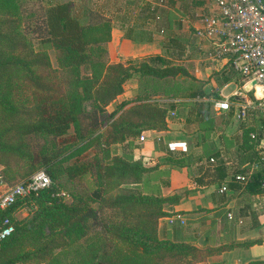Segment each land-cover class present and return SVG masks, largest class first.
Returning a JSON list of instances; mask_svg holds the SVG:
<instances>
[{"label":"trees","instance_id":"16d2710c","mask_svg":"<svg viewBox=\"0 0 264 264\" xmlns=\"http://www.w3.org/2000/svg\"><path fill=\"white\" fill-rule=\"evenodd\" d=\"M24 1L0 0V174L11 186L42 170L49 185L0 210L13 225L0 240V264H207L224 250L258 243L200 246L159 237L163 206L188 190L143 192L137 185L153 166L110 150L143 130L166 129L174 103L163 105L151 95L201 93L207 79L189 72L193 64L158 55L110 61L111 25L104 14L89 10L83 24L69 0L23 12ZM29 35L54 50L55 67ZM238 75L228 60L208 77L222 85ZM180 76L185 86L176 85ZM131 78L141 82V92L117 101ZM257 161L243 185L264 194V155ZM61 178L81 182L80 190L65 199ZM23 206L29 213L14 217Z\"/></svg>","mask_w":264,"mask_h":264},{"label":"crops","instance_id":"0c3cea01","mask_svg":"<svg viewBox=\"0 0 264 264\" xmlns=\"http://www.w3.org/2000/svg\"><path fill=\"white\" fill-rule=\"evenodd\" d=\"M99 1L109 7L104 15L110 19L111 25L110 40L106 43L110 61L158 55L177 63L163 54L164 42L161 35L163 28L160 25L163 16L167 17L168 25L172 24V17H179V21L186 27L190 23L189 27L192 28L190 31L197 42L199 38L194 35V27L199 25L201 12L195 13L198 17L193 21L189 19V12L202 11L209 0ZM167 1L170 5L168 7ZM194 3L196 6L193 7ZM172 30L175 32L174 27ZM166 39L170 43L175 42L170 37ZM193 46L192 44L191 51ZM201 48L198 47L203 51L204 43ZM191 63L193 64L191 74L197 79H207L200 87L201 93L189 96L186 91H181L166 96L158 91L151 95V100L163 105L174 103V107L168 111L165 119L166 129L143 130L132 140L124 139L113 144L110 150L132 159H140L145 166H153V169L144 175L142 183L137 185L143 192L165 195L172 191L188 190L176 204L163 206L167 214L158 220L159 237L164 236L200 246L217 245L204 242L203 231L211 227L215 228L217 225L215 220L223 211L224 221L230 224L226 213L235 210L234 217L240 219V223L233 221V227L223 226L221 228L223 232L218 236L221 239L228 236V241L258 239L259 242L246 247L224 250L210 257L209 261L213 264H230L228 261L231 260V252L239 249L238 255L244 254L243 257L247 259L238 264H264V214L262 213L264 194L245 190L243 184L246 180L243 183L236 182V186L231 187L228 177L232 169L234 174H243L247 179L252 168L259 167L258 161L254 163V160L264 155V110L253 106L257 91H254V84L245 90L249 82H245L241 75L222 85H217L213 77H208L210 72L218 70L223 62L203 68L202 73L206 75L205 77L198 76L199 69L195 66L196 63ZM185 79L180 76L174 81L176 85L182 86L186 84ZM192 82L198 83L197 80ZM139 84L141 82L134 78L125 81L123 91L116 100L131 99L137 92H141ZM127 86L132 87L127 89ZM228 87L231 89L225 92ZM217 101H226V108H217L214 105ZM242 103L246 104V113L243 117H238L239 105ZM210 158L212 161L209 160ZM210 182L226 184L225 192L216 190L219 194L227 193V198L221 204L213 207L199 206L192 212L182 208L183 199L193 190L204 189ZM211 236L209 234L207 240ZM226 241L222 240L219 243ZM253 246L263 249L262 254H259L262 256L250 258L246 256V251Z\"/></svg>","mask_w":264,"mask_h":264},{"label":"built area","instance_id":"2783aa9c","mask_svg":"<svg viewBox=\"0 0 264 264\" xmlns=\"http://www.w3.org/2000/svg\"><path fill=\"white\" fill-rule=\"evenodd\" d=\"M194 35L204 43L205 60L212 64L230 61L245 82L254 81L257 91L255 108L264 110V0H209L199 15V25L194 27ZM217 108L225 109L226 101L214 103ZM246 104L239 105L238 117L245 115ZM212 161V159H209ZM237 183H243V174H233ZM48 176L42 171L33 172L25 182L7 185L0 174V210L7 209L16 200L35 194L47 188ZM227 190L221 184L219 192ZM264 214V205L262 207ZM228 211L229 221L240 223ZM13 231L8 217L0 218V240Z\"/></svg>","mask_w":264,"mask_h":264},{"label":"rangeland","instance_id":"374dc122","mask_svg":"<svg viewBox=\"0 0 264 264\" xmlns=\"http://www.w3.org/2000/svg\"><path fill=\"white\" fill-rule=\"evenodd\" d=\"M57 1H68V0H40V1H24L21 4V8L23 10V12L27 11L28 9H38L41 6H45L48 5L50 3H54ZM72 2V13L73 15H75L76 17H78L79 21L81 23H85L87 22L88 19V11L92 10V11H98L102 14H105L106 12H108V5H105L102 3V1L100 2L99 0H69ZM166 6H170L168 4V1L166 2ZM196 6L195 3L193 5V7ZM192 7V8H193ZM191 9V8H190ZM189 9V10H190ZM166 10V9H164ZM201 10H197L195 12L194 11H190L189 12V19H191V21L195 20L196 17H198L195 13H200ZM178 19V20H177ZM180 18H176V17H172L170 25H168V19L166 16H163L162 21L160 23V25L163 28V32L161 33V35H163L162 40L164 42L163 45V51H164V55H166L167 57L171 58L172 60L178 62H182L184 63V65L187 66L188 61L194 62L195 66L199 69L198 71V76H206L203 75L202 71L203 68L205 67H209L212 63L208 62L205 60L204 57V52H198L196 49L201 48L203 45V41L200 39H197V42L195 41L196 39H194V37L192 36V31H190L189 25L188 27L184 26L182 24L181 21H179ZM175 24V25H173ZM158 25V26H160ZM174 27V30H172V28ZM156 31H158V29H156ZM30 37V41L32 43L33 48L35 49H42L45 50L48 54L50 63L53 67L56 66V61H55V52L52 48H50L48 45L45 44H41L33 35H29ZM170 37V39L174 40L175 42L170 43L169 41H167L166 38ZM172 37V38H171ZM174 37H178L177 39ZM192 44L194 45L191 51V46ZM202 49V48H201ZM196 50V51H194ZM181 53V54H180ZM180 57V58H179ZM146 59V58H145ZM190 59V60H189ZM188 60V61H187ZM190 73H193L191 71V69L189 70ZM132 86H127V89H129ZM231 88L228 87L225 89V92H228ZM214 162V161H213ZM212 162V163H213ZM231 173H229L228 177H231L234 173L231 169V171H229ZM175 175V174H174ZM61 182V190L64 193L63 196L65 197V199H68L67 196V192L70 193V191L73 190H80L81 188V182L78 181H74V182H68L67 180H65L64 178L60 179ZM226 182V181H225ZM82 183L85 185V183H87V177H84ZM219 183L218 182H210L207 187H205L204 189H197V190H193V192L191 194H189L188 197H186L185 199H183L182 203V208L187 210V212H192L195 208H199V206H216L221 204V202L223 200H225L227 198V193L224 194H219L216 190L219 187ZM234 213L235 210H233ZM27 213H29V210L26 206H23L21 208H19L15 213H14V217L20 218L25 216ZM221 216V217H220ZM220 217V218H219ZM219 218V219H218ZM225 216H224V211L222 213H219L217 219L215 220L217 225L215 228H209L204 230V242H208L209 244H218L220 241L222 240H229L228 236H225L223 239H221L218 235L220 234V232L222 233V227L223 226H228L231 225L232 227L234 226L233 221H230L231 223L229 224L228 222L226 223V221H224ZM211 224V223H210ZM209 224V225H210ZM211 234L212 236L210 237L209 240L208 239V235ZM162 236V235H160ZM201 242V241H198ZM238 251L239 249H235L233 252H231L230 254V261H228V263L230 264H238L243 262L244 259H247L246 257L244 258V254H240L238 255ZM243 251V250H241ZM263 249L260 247H256L253 246L250 250L246 251V256H248V258L250 257H257V256H262L259 254H262ZM214 257V256H213ZM207 264H213L211 261H209V258L206 260Z\"/></svg>","mask_w":264,"mask_h":264},{"label":"water","instance_id":"95a60500","mask_svg":"<svg viewBox=\"0 0 264 264\" xmlns=\"http://www.w3.org/2000/svg\"><path fill=\"white\" fill-rule=\"evenodd\" d=\"M254 84V81L252 80V81H250L249 83H248V85L244 88L245 90H247L249 87H251L252 85Z\"/></svg>","mask_w":264,"mask_h":264}]
</instances>
